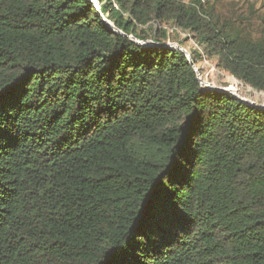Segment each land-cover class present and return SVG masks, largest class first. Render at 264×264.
<instances>
[{
  "label": "trees",
  "instance_id": "obj_1",
  "mask_svg": "<svg viewBox=\"0 0 264 264\" xmlns=\"http://www.w3.org/2000/svg\"><path fill=\"white\" fill-rule=\"evenodd\" d=\"M97 1L0 0V264H264V108L154 26L259 91L263 28L210 0Z\"/></svg>",
  "mask_w": 264,
  "mask_h": 264
},
{
  "label": "rangeland",
  "instance_id": "obj_2",
  "mask_svg": "<svg viewBox=\"0 0 264 264\" xmlns=\"http://www.w3.org/2000/svg\"><path fill=\"white\" fill-rule=\"evenodd\" d=\"M184 1L187 3H191L194 0ZM237 1L239 0H210L211 4L218 3V10H222V3H225L229 5V10L235 13V15L244 14V16L251 18L252 23H254L255 30H257L256 33H258V30H260V28H263L264 30V0H240L238 2V5H233V2ZM164 26L156 23L154 27L163 29L165 28ZM137 32L142 33L145 36V40H142L143 43L147 44L152 42V31L150 27L148 28L147 26H140L138 27ZM255 35L258 36L257 34ZM166 41L170 45L179 46L186 49L189 52L191 58L192 54L196 56L197 61L194 62L196 63V66L200 73V77L204 81V83L201 82L203 86L210 88L215 87L220 89H227L229 92H232L233 94L239 96L242 99H246L252 102L253 104H259L264 106V91L262 93L260 91H248V89L244 87H241L238 91L231 90V87L233 86V80L231 79V77L234 76L226 70H223L218 67V59L216 56L208 55L204 48H201V50L196 49V40L193 35L189 34L186 36H180L175 33L174 35H172V39H169L167 37ZM238 81L241 82L240 80Z\"/></svg>",
  "mask_w": 264,
  "mask_h": 264
},
{
  "label": "built area",
  "instance_id": "obj_3",
  "mask_svg": "<svg viewBox=\"0 0 264 264\" xmlns=\"http://www.w3.org/2000/svg\"><path fill=\"white\" fill-rule=\"evenodd\" d=\"M206 1L207 0H194V1H192L191 3H193L195 6H197L198 8H200V3L201 4H204V3H206ZM96 4V7L97 8H99L98 7V5H99V3H98V1H97V3H95ZM165 27V29L167 30V34H168V36H172V35H174L175 33H177V35H189V33L188 32H186V31H184V30H182L181 28H179L178 26H164ZM195 48L196 49H198V50H201V48H203L202 46H200L197 42H195ZM190 55V54H189ZM197 67V66H196ZM198 69V68H197ZM241 84L244 86V88H246V89H248V91H254V92H259V90H256V89H254V88H252L251 86H248V85H245V84H243L242 82H241ZM261 93L263 92V91H260Z\"/></svg>",
  "mask_w": 264,
  "mask_h": 264
},
{
  "label": "water",
  "instance_id": "obj_4",
  "mask_svg": "<svg viewBox=\"0 0 264 264\" xmlns=\"http://www.w3.org/2000/svg\"><path fill=\"white\" fill-rule=\"evenodd\" d=\"M95 3H97V0H93ZM95 7H96V4H95ZM97 8V7H96ZM109 25H111V26H113L110 22H109ZM114 29L115 30H117L115 27H114ZM129 37L131 38V39H133L134 41H136L137 43H141V44H145V43H143V41H141V40H138L137 38H135L134 36H132V35H129ZM152 43V42H151ZM166 45H170V44H168V43H166ZM171 47H174V48H178L179 50H181V51H183L187 56H188V58H189V60L191 61V64L193 65V67L195 68V70L196 71H198V69H197V67H196V63L194 62V60L190 57V55H189V52L186 50V49H184V48H182V47H179V46H173V45H170ZM198 77H199V79H200V81L202 82V83H204V81L202 80V78L200 77V73H199V71H198ZM213 89H220V88H215V87H213ZM223 90H227V89H223ZM228 91V90H227ZM235 95V94H234ZM237 98H239V99H241L242 101H244V102H247V103H252V102H250V101H248V100H246V99H242V98H240L239 96H237V95H235ZM253 104V103H252ZM254 105H256V106H258V107H260V108H264V106L263 105H257V104H254Z\"/></svg>",
  "mask_w": 264,
  "mask_h": 264
},
{
  "label": "bare ground",
  "instance_id": "obj_5",
  "mask_svg": "<svg viewBox=\"0 0 264 264\" xmlns=\"http://www.w3.org/2000/svg\"><path fill=\"white\" fill-rule=\"evenodd\" d=\"M230 77V76H229ZM233 80V86L231 87V90L238 91L241 87H244L241 82H239L237 79L234 77H231ZM256 103V102H255Z\"/></svg>",
  "mask_w": 264,
  "mask_h": 264
}]
</instances>
